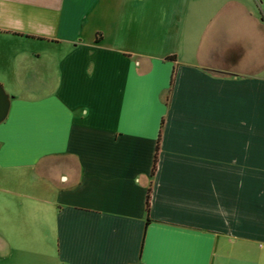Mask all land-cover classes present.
Returning a JSON list of instances; mask_svg holds the SVG:
<instances>
[{
  "label": "crops",
  "instance_id": "1",
  "mask_svg": "<svg viewBox=\"0 0 264 264\" xmlns=\"http://www.w3.org/2000/svg\"><path fill=\"white\" fill-rule=\"evenodd\" d=\"M0 85V264H264V0H0Z\"/></svg>",
  "mask_w": 264,
  "mask_h": 264
},
{
  "label": "water",
  "instance_id": "2",
  "mask_svg": "<svg viewBox=\"0 0 264 264\" xmlns=\"http://www.w3.org/2000/svg\"><path fill=\"white\" fill-rule=\"evenodd\" d=\"M10 108V96L0 85V124L6 119Z\"/></svg>",
  "mask_w": 264,
  "mask_h": 264
},
{
  "label": "trees",
  "instance_id": "3",
  "mask_svg": "<svg viewBox=\"0 0 264 264\" xmlns=\"http://www.w3.org/2000/svg\"><path fill=\"white\" fill-rule=\"evenodd\" d=\"M173 81V77L171 79V83ZM156 164H157V150H156V154L154 155V159H153V164H152V172L151 174L153 175L154 172H155V169H156ZM150 191V189H149ZM148 209H149V193L147 195V202H146V212H148Z\"/></svg>",
  "mask_w": 264,
  "mask_h": 264
}]
</instances>
